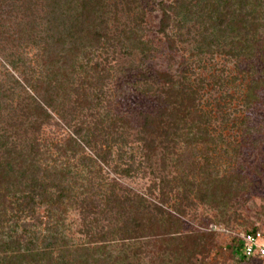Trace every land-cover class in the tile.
I'll return each instance as SVG.
<instances>
[{
    "label": "rangeland",
    "instance_id": "374dc122",
    "mask_svg": "<svg viewBox=\"0 0 264 264\" xmlns=\"http://www.w3.org/2000/svg\"><path fill=\"white\" fill-rule=\"evenodd\" d=\"M175 1L142 0L131 13L122 3L117 15L110 13L111 34L119 37L113 46L91 43L87 51L80 46L75 59L61 61L56 68L53 61L61 47L55 46V27L47 23L45 9H37L41 3L35 5L38 11L31 12L28 0H0V138L9 148L29 147L38 138L41 148L36 163L45 186L34 193V213L17 204L26 195L23 185L2 193L6 197L0 198V248L5 246L12 255L18 249L27 253L32 248L42 256L48 244L54 248L46 250V256L53 261L81 264L87 251L93 253L102 246L98 242L102 233L114 231L104 246L106 252L118 255L120 233L115 232L121 220L111 212L108 201L113 184L120 197L143 195L159 204L164 200V207L181 218L183 232H214L212 257L230 255V247L238 245L237 239L253 228L264 230V0L258 10L257 43L248 57L230 55L232 39L220 30L211 31L213 36L206 33L214 18L209 6L204 8L203 18L192 15L182 30L176 24L171 27L169 32L177 41L171 50L160 32L161 6ZM138 20L139 36L149 42L151 51L133 41L131 28ZM204 34L208 38L203 41ZM162 71L173 74L177 86L184 77L186 84L199 88V110L187 121L206 112L212 130L208 139L176 138L166 154L158 146L150 167L143 160L140 134L146 114H159L164 107L157 91L162 86L158 77ZM25 74L51 86L56 99L55 110L48 109L51 123L44 125L41 133L31 126ZM103 76H107L105 81L98 79ZM253 82H259V87L251 90ZM74 126L97 130L102 136L109 131L106 138L112 143L113 164L144 165L131 175L120 176L111 167L100 169L87 157L94 156L89 150L87 155H73L65 140ZM156 140L158 144L160 139ZM4 156L0 154V160ZM204 166L210 167L213 181L240 177L247 189L228 203L215 206L199 202L197 189L211 181L203 174ZM182 180L188 183L184 185ZM190 184H194L193 190ZM184 192L189 193V199ZM175 206L184 210V215L175 213ZM159 249L154 247L153 257ZM34 255V259L41 257ZM138 264L151 262L143 258ZM228 264L240 263L233 259ZM243 264L264 262L252 259Z\"/></svg>",
    "mask_w": 264,
    "mask_h": 264
},
{
    "label": "trees",
    "instance_id": "16d2710c",
    "mask_svg": "<svg viewBox=\"0 0 264 264\" xmlns=\"http://www.w3.org/2000/svg\"><path fill=\"white\" fill-rule=\"evenodd\" d=\"M140 1L142 0H28L27 5L28 10L31 12L38 11V8L45 9L47 23L51 27H55V46L61 47L59 54L55 56L56 61H53L57 68L61 61L65 63L68 59H75L80 46L85 51L91 47V43L97 46L102 45L103 48L106 44L109 47L113 46L114 41L118 40L119 37L111 34L109 26L110 13L114 11L115 15H117L122 3L127 7L126 12L131 13L134 7L140 5ZM261 1L176 0L169 5L162 4L163 14L160 32L167 39L169 48L174 50L177 41L169 32L171 27L176 24V27L182 30L192 15H195L196 18H203L204 8L209 6L212 7L210 11L214 18L210 26L212 28L208 27L206 33L209 32L208 35L213 36V30H220V33H224L227 38L232 39L230 55L234 57L252 56L255 43H257L258 10L262 9ZM35 5H38L37 9ZM140 22L138 20L134 29L131 28L133 41L141 43L143 50L151 51L152 47L149 42L142 40L141 36H139L138 30L140 28L138 27ZM201 37V40L204 41L205 34ZM207 38L208 36L205 37V39ZM261 63L263 64L262 72L264 73L263 59ZM253 68L255 69V67ZM105 77L107 78V76H103L98 79L105 81ZM158 77L162 86H159L157 91L163 97L164 107L159 114H146L140 134L144 153L143 160L150 167L153 164V156L158 146H161L166 154L167 151L173 149L172 147L177 141L176 138L186 136L187 141L196 138H199V140L208 139L212 130H210V115L201 110L198 119L190 123L187 121V118L193 114L194 110H199V88L186 84L183 81L184 77L181 78L183 80H179L181 86H177L178 80L176 77L166 71L159 72ZM24 83L25 88L29 89L27 108L32 117L31 126L37 133H41L44 125L51 123L52 115L48 109L55 110V96L51 86L46 85L33 76L25 74ZM258 83L253 82V84H250L251 90L259 87ZM81 87L85 89V86L82 85ZM61 117L66 119L65 116ZM103 120L105 119H102L101 123H104ZM67 123L69 124V122ZM113 127L116 126L114 125ZM111 130H113L112 127ZM108 135H110V132L107 130L102 136V133H98L97 130L91 128L86 130L84 126H74L65 143L73 155L75 153L86 154V150H89L94 156L86 154L87 157L99 164L100 169H103L102 166L111 167L112 172L120 176L131 175L134 171H139L144 162H140L137 164L138 166L129 164L128 167L113 164L114 152L112 143L110 142V144L106 138ZM111 137L113 141H117L112 136V133ZM156 138L160 139L158 144L156 143ZM35 139L37 140L29 147H18L15 145L13 148H9L0 138V154L5 155L4 160H0V189L5 187V189L0 191V198L6 197L2 193H9L10 190L21 188L23 185L26 195L17 204L22 209L29 207L33 213L35 211L33 207L35 202L34 193L45 188L44 179L41 178L39 166L36 163L41 144H39L38 138ZM99 142L100 144H98ZM163 163L165 168V158ZM209 168L204 166L202 171L206 178L211 180L210 183L207 182L200 186L196 193L194 192L199 202L215 206L219 203H228L239 197L247 189V184L240 177L236 180L215 178L216 180L213 181V174ZM18 177L22 179V182ZM182 182L184 185L188 183L187 180H182ZM166 183L164 182L165 188ZM190 185L193 190L194 184ZM154 187H156V183ZM184 194L189 199V193L184 192ZM108 201L110 206H112L111 212L119 215L120 217L117 219L121 220V225L115 232L120 233V252L118 255H113L112 252H106L105 250L106 246L104 245L109 240L107 237L114 234V231L109 232L110 234H107V232H103L102 235L98 233L97 235H101V238L100 240L97 239L99 243H102V246L95 248L93 253L87 251L88 255L83 260H80L81 264H138L143 258H148L151 264H156V259L158 264H228V260L233 259L243 264L252 260L243 254L241 239H237L238 245L230 247V255L226 256L225 253H221L219 256L216 254L212 257V253L216 248V234L214 232H183L181 218L164 207V200L159 204L143 195L120 197V194L116 192V185L113 184L110 186ZM174 208L175 213L181 216L184 215V210L180 207L177 208L175 206ZM258 230L260 229L253 228L250 232ZM158 246L160 249L155 252L156 255L153 257V249ZM53 248L54 246L45 244L42 256L39 250L33 251L32 248L27 251L30 254L22 253L18 249L12 255L5 249V246H2L0 248L2 249L0 252L2 254L0 255V264H70L66 259L53 261L51 257H47L46 250H52ZM60 251L64 253L65 249L61 248ZM34 253L41 257L34 259V257H37Z\"/></svg>",
    "mask_w": 264,
    "mask_h": 264
},
{
    "label": "built area",
    "instance_id": "2783aa9c",
    "mask_svg": "<svg viewBox=\"0 0 264 264\" xmlns=\"http://www.w3.org/2000/svg\"><path fill=\"white\" fill-rule=\"evenodd\" d=\"M242 240V252L251 259L264 262V230L247 232L239 238Z\"/></svg>",
    "mask_w": 264,
    "mask_h": 264
}]
</instances>
